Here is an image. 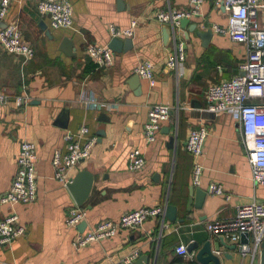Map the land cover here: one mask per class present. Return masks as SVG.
<instances>
[{
  "label": "crops",
  "instance_id": "0c3cea01",
  "mask_svg": "<svg viewBox=\"0 0 264 264\" xmlns=\"http://www.w3.org/2000/svg\"><path fill=\"white\" fill-rule=\"evenodd\" d=\"M39 1L11 0L5 20L18 24L36 50L34 58L25 61L0 43V92L9 96L8 103L0 106V219L17 214L27 228L26 236L0 246V264H116L135 250L137 260L148 259V264H195L197 252L208 240L216 254L220 252L222 264H259V256L253 260L227 250L206 231L208 222L232 219L243 205L264 204V186L252 178L238 118L231 114L206 118L208 88L232 79L246 57L245 46L213 28L227 25L224 8L208 0L200 17L193 16L186 28H178L186 61L173 70L168 61L177 39L172 26L162 24L157 15L167 9L188 11L192 8L188 0H68L74 10L73 27L57 30L40 15ZM42 21L48 35L40 27ZM133 22V36L120 38L131 39L132 48L113 52V63L98 68L87 47H109L114 38L111 28L128 29ZM194 24L202 34L212 32L209 41L190 32ZM165 28L170 29L167 41ZM65 39L72 42L70 55L61 49ZM144 60L154 65V85L135 71ZM19 96L27 101L21 107L15 101ZM90 98L102 103L88 106ZM194 101L202 108L194 107ZM154 105L172 110L157 140L147 144L144 126ZM64 110H68L66 127L58 124ZM84 125L97 143L90 157L71 171V179L87 171L94 176V186L84 206L78 207L67 186L55 178L52 160L57 150H65V134ZM202 125L209 127L210 134L198 159L202 172L196 184L195 159L186 144L190 131ZM25 141L36 146L37 200L3 204L1 197L11 187ZM134 149L145 153L146 165L140 171L129 169L128 155ZM213 185L221 186L226 195L212 194ZM192 186L208 192L201 210L195 208V198L188 210ZM168 205L177 209L176 221L167 217ZM158 206L166 209L167 228L162 229L160 219L151 218L139 230H122L83 249L72 244L78 232L66 224L72 208L87 211L89 229ZM191 243L197 249L190 256L176 253L178 246ZM230 254L233 259L226 257Z\"/></svg>",
  "mask_w": 264,
  "mask_h": 264
},
{
  "label": "built area",
  "instance_id": "2783aa9c",
  "mask_svg": "<svg viewBox=\"0 0 264 264\" xmlns=\"http://www.w3.org/2000/svg\"><path fill=\"white\" fill-rule=\"evenodd\" d=\"M192 8L186 11L175 9L161 10L157 18L165 25L173 28L177 39L175 53L169 58L168 67L176 69L186 61V46L178 32L182 19L202 15L201 8L208 0H188ZM214 5L223 7L228 14L226 26L214 25V30L223 36H228L236 44L246 48V57L238 67V74L232 79L211 85L207 92L206 110L216 115L231 114L238 118L242 130V142L248 152L249 164L253 180L264 186V0H212ZM11 6V0H0V23L5 22ZM38 11L41 16L48 18L52 29H68L73 27L74 10L68 0H40ZM0 31V43L3 48L25 61L31 60L36 54L34 46L23 38L16 23H6ZM136 22L128 29L111 28L114 38L132 37ZM86 53L96 63L98 68L110 66L114 53L109 47L88 46ZM136 73L141 78L154 85V65L144 60L136 67ZM9 96L0 92V106L7 104ZM18 107L24 105L26 98H16ZM102 103L100 100L88 99L86 105ZM172 108L167 105H154L148 113L144 126L147 144L157 140L162 124L170 119ZM210 129L206 125L193 128L188 136L186 149L194 161V182H199L202 166L198 159L202 156L203 146ZM66 148L57 150L52 164L55 178L65 186L71 182V171L82 161L87 160L97 143V137L91 135L87 126H81L77 131L67 132L64 136ZM129 169L140 171L146 165L145 153L134 149L128 155ZM18 170L10 189L1 197V203L7 205L30 204L37 200V153L36 146L31 142H23L17 158ZM210 192L215 195H226L221 186L213 185ZM227 198H229L227 196ZM166 209L158 207L140 208L122 215L119 220H105L84 232H77L72 244L76 249L105 239L115 237L122 230L135 231L143 228L149 219H160L162 229L167 228ZM87 211L83 208H72L66 220L67 226L77 228L85 221ZM206 231L211 237L223 238L224 241L236 245V251L243 257H260L261 245L264 242V204L253 202L238 208L232 219H217L206 224ZM27 228L20 222L17 214L0 219V246L9 245L12 241L24 237ZM249 235L248 243H242V235ZM176 253L187 258V246L181 244ZM220 255V252H217ZM138 250L120 260L116 264H136Z\"/></svg>",
  "mask_w": 264,
  "mask_h": 264
},
{
  "label": "water",
  "instance_id": "95a60500",
  "mask_svg": "<svg viewBox=\"0 0 264 264\" xmlns=\"http://www.w3.org/2000/svg\"><path fill=\"white\" fill-rule=\"evenodd\" d=\"M188 24H190L189 19H182L180 22V27L186 28V26ZM6 26H7V24L5 22H1L0 23V31H2ZM40 27L42 30H44L46 32L47 35L50 33V31H49L47 25L44 23V21H42L40 23ZM192 27L193 28H190V32L196 31L197 34L199 36H201L203 38V40H205V42L209 41L210 37L212 36L211 31H208L205 34H202L198 30H196L197 25L194 24V25H192ZM163 33H164V41H167L170 38V29L165 28ZM71 46H72V42L68 39H65L62 43L63 48H61V49L66 51V52L69 51L67 53H68V55H70ZM109 48L114 53H121L123 51L127 52L129 49L132 48V40L131 39L122 40L120 38H113L112 41L109 43ZM138 78H139V76H138ZM193 106L197 107V108H202V104L200 102H196V101L193 102ZM206 114H207V117H206L207 119L215 120L217 117V115L214 113L207 112ZM67 122H68V110H64L59 117L58 124L62 127L63 126L66 127ZM93 186H94L93 174H91L87 171H81L74 178L71 179V182L68 183L67 188L71 192L77 206L83 207L84 204L87 202V200H88V198L92 192ZM207 195H208V192L192 186L190 188V198H189L188 210L191 209V205H192L194 198H195V205H194L195 208L198 210H201L204 206ZM89 209H91V208H89ZM176 216H177V209L172 205H168L167 206V217L173 221H176ZM87 227H88V223L85 220L77 226V230L79 232H84L87 229ZM248 239H249L248 234L242 235L241 242L242 243H248V241H249ZM219 240H220L221 244L227 250H231V251L236 250V245H228L223 240V238H219ZM261 247L262 248H261V253H260L259 264H264V242L262 243ZM196 249H197L196 243H191L187 247L189 254L193 253V251H195ZM226 257L229 259H233L234 255L230 254V255H226ZM144 262H145V264H148L149 260L140 258L139 260H137L136 264H143ZM195 264H222L221 257L218 254H216V252L214 250L213 242L211 240H208L202 246V248L197 252V254L195 256Z\"/></svg>",
  "mask_w": 264,
  "mask_h": 264
}]
</instances>
